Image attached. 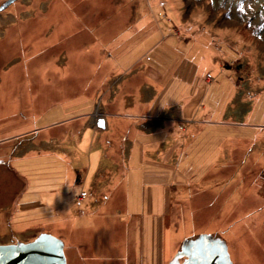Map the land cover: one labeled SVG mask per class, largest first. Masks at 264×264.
Segmentation results:
<instances>
[{"label": "rangeland", "instance_id": "obj_1", "mask_svg": "<svg viewBox=\"0 0 264 264\" xmlns=\"http://www.w3.org/2000/svg\"><path fill=\"white\" fill-rule=\"evenodd\" d=\"M110 97L101 127L165 118L167 132L97 130L90 156L64 122ZM263 113L264 0L14 1L0 11V245L47 233L67 264H168L211 234L232 264H264ZM13 136L25 144L1 142ZM213 163L224 172L204 175ZM155 179L164 204L136 197Z\"/></svg>", "mask_w": 264, "mask_h": 264}, {"label": "water", "instance_id": "obj_2", "mask_svg": "<svg viewBox=\"0 0 264 264\" xmlns=\"http://www.w3.org/2000/svg\"><path fill=\"white\" fill-rule=\"evenodd\" d=\"M14 1H5L0 11ZM0 264H67L64 243L53 235L41 233L29 242L0 245ZM168 264H232V261L225 240L200 234L184 239Z\"/></svg>", "mask_w": 264, "mask_h": 264}, {"label": "crops", "instance_id": "obj_3", "mask_svg": "<svg viewBox=\"0 0 264 264\" xmlns=\"http://www.w3.org/2000/svg\"><path fill=\"white\" fill-rule=\"evenodd\" d=\"M112 100H113V98L112 97H110L109 99H108V101H106L105 102V107L102 109V106L101 105H95V107H94V110L93 111H91V110H88V108H92V105H93V103L92 102H87V100H85L84 98H83V101H82V103H84L85 105L82 107L84 110H85V112L83 113V114H79V115H76V116H73L72 117V119H70L69 121H67V122H64L65 124H69V125H71V127H72V130H74V131H77V132H80L83 136H86V135H89L90 136V140H91V146H89L90 147V149H89V153H90V156L93 154V152L95 151H93V148L95 147V144H94V141H95V137H96V131L98 130V133L100 132V131H102L103 133H107V132H109L112 128H113V130H116V129H118V132L117 133H122V135H125L126 134V131H127V129L128 128H130V126H131V128H135L137 131H140V132H143V133H140V134H137V136L139 137L140 135H149L150 137H153L154 135H156V131H158V129L160 130V131H164V132H167V127L166 126H164L163 127V125H162V119H165V118H162L161 120L159 119L158 121H155V122H151L152 124H153V127L152 128H150V129H148V128H145L144 127V125L143 126H141V124H138V123H136V121H132V119H121V118H116V117H113L112 118V126L110 127V129H109V126H108V123H104V125H102V127L100 126V123H102L103 122V117H104V115L105 114H107L108 112H107V110L106 109H108V108H112L113 106H112ZM92 104V105H91ZM98 108L99 109H102V121L101 122H99L97 119H95L94 117H96L95 116V114H97V111H98ZM262 119H264V113L262 114V117H261ZM171 119L170 118H166V120H164V121H170ZM125 121H128L127 123L125 122ZM151 121V120H150ZM172 121V120H171ZM170 121V122H171ZM59 124H62V123H59ZM131 124V125H130ZM133 125H135V126H133ZM204 127V126H203ZM203 127H201V128H203ZM55 128H57V127H55ZM178 128V127H177ZM183 127H181V129H182ZM193 129L192 130H194V127H192ZM149 131H148V130ZM153 129H155L154 131H152ZM254 129L255 130H257V127H252V128H250L249 130L250 131H254ZM185 130L186 131H188V133H189V131L191 130V128L189 127V128H185ZM148 131V132H147ZM223 131V130H222ZM226 131H227V128H225V132H224V134H226ZM147 133V134H145V133ZM68 133V129H65V134L63 135V136H66V134ZM21 135V134H20ZM23 135V134H22ZM19 136V135H18ZM16 140V144L17 145H21V147H22V145H24L25 143H23L21 140H20V137H17V136H13V137H11L10 139H7V140H4V141H1L3 144L4 143H11L13 140ZM117 139H123V136L122 137H119V138H117ZM106 140H109V138L108 139H106ZM26 143H28V142H26ZM2 144V145H3ZM59 146H60V148H65V144H66V142L62 139V140H59ZM30 145V147L32 146V144L29 142L28 143V146ZM29 147V148H30ZM96 147H99V146H96ZM18 148H20V147H18ZM28 148V149H29ZM71 148V150H72V148H74L73 146H71L70 147ZM92 149V150H91ZM27 150V149H26ZM145 150H146V148H145ZM109 151V150H108ZM96 152H98V151H96ZM22 153H24V152H21V153H18L17 155H18V163H22L23 161H24V159H27V158H24V156H22L23 154ZM190 153V152H189ZM158 154L159 155H161V157L160 156H158V155H156L155 154V156L156 157H160V161H163V162H166V160H164L163 158L165 157V156H168V154H169V150H166L165 152H163L162 150H160V151H158ZM29 160V159H28ZM212 161V159H210L208 162H207V164L208 163H210ZM114 162H112V165H114L113 164ZM187 163H188V166H190L192 163H190V162H188L187 161ZM208 166H212V167H209L206 171H202V170H198V169H195V170H197V171H202L203 173H204V175L207 173V174H209V172H214V171H218V172H224V170H225V168H224V166H218V163H213V164H210V165H208ZM202 168H205L204 166H202ZM105 169H107V168H105ZM150 169V168H149ZM192 169H194V165L192 164ZM100 170H104V168L103 167H100L99 168V170H98V172H100ZM144 171H146V169L145 168H143L142 169V172H144ZM151 171H153V170H151ZM105 172V171H104ZM119 172L120 173H123V170H120L119 169ZM146 173V172H145ZM156 173V172H155ZM214 173H216V175H218L217 174V172H214ZM143 175H144V177L146 176L144 173H143ZM203 175V176H204ZM213 176H215V175H213ZM97 177V183H98V180H99V178L101 177V173H99V175L98 176H96ZM155 177H157V175L155 176ZM83 182V180L82 179H80L79 178V180H78V178L75 180V182ZM153 182H150L148 185H149V188L147 189V191L145 192V190H144V192L143 193H141V194H137L136 195V197H138V196H145V194L147 193L148 195L150 194L151 195V197H152V200L154 201V203H157L158 201H159V203H165V199H166V192H165V187H164V185L161 183V182H158L157 181V179H155V180H152ZM142 186H144V185H142ZM145 188L147 187V186H144ZM94 190L96 189V186L94 185ZM103 191H105V192H107V197L106 198H109L111 195L110 194H113V193H111V191H112V189H109V187H108V185H106L101 191H98V192H94L97 196L99 195V193H101V192H103ZM82 192H86L85 191V189H81L80 190V192H79V194L77 195V199L79 200L80 198V194L82 193ZM120 192V191H119ZM121 193V192H120ZM118 195H120V194H118ZM125 195H126V199H127V190H125ZM87 193H86V196L84 197V198H82V200H80V201H83L84 199H86L87 198ZM121 197L122 198H124V196H122V193H121ZM157 199H160V200H158L157 201ZM162 199V200H161ZM85 203H87V204H90L91 202H85ZM140 223L142 224V226H143V221H140ZM138 230H140V227H137V231ZM138 237H139V231L137 232V239H138ZM139 244L141 245V242H139ZM139 251V250H138ZM175 252V250H173V253ZM82 255V254H81ZM79 256V255H78ZM90 260L91 261H97V262H99L97 259H95V258H90ZM112 261V260H111ZM170 261V260H169ZM113 262V261H112ZM166 264V263H165Z\"/></svg>", "mask_w": 264, "mask_h": 264}, {"label": "built area", "instance_id": "obj_4", "mask_svg": "<svg viewBox=\"0 0 264 264\" xmlns=\"http://www.w3.org/2000/svg\"><path fill=\"white\" fill-rule=\"evenodd\" d=\"M86 196V193L85 192H82L81 194H80V199L79 200H81L82 198H84Z\"/></svg>", "mask_w": 264, "mask_h": 264}, {"label": "flooded vegetation", "instance_id": "obj_5", "mask_svg": "<svg viewBox=\"0 0 264 264\" xmlns=\"http://www.w3.org/2000/svg\"><path fill=\"white\" fill-rule=\"evenodd\" d=\"M182 261V260H181Z\"/></svg>", "mask_w": 264, "mask_h": 264}]
</instances>
